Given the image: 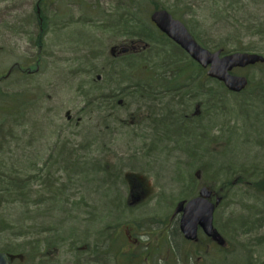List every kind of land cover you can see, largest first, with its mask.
Segmentation results:
<instances>
[{
	"label": "rangeland",
	"instance_id": "obj_1",
	"mask_svg": "<svg viewBox=\"0 0 264 264\" xmlns=\"http://www.w3.org/2000/svg\"><path fill=\"white\" fill-rule=\"evenodd\" d=\"M39 2L49 18L43 28L36 18ZM72 2L76 5L69 7L68 0H0V77L17 70V64L36 70L40 62L31 76L13 71L0 82V91L27 93L30 88L33 98L20 118L0 119V174L29 178L21 201L0 204V252L8 250L24 261L31 256L35 264L127 263L122 251L116 261L114 256L124 234L126 240L141 238L155 248L165 230L153 224L167 220L184 200L190 192H183L186 184L199 183L221 198L215 225L228 251L219 256L220 263L264 264V66L235 71L253 79L244 94L207 85L216 95H204L202 127L193 139L157 136L145 106L148 97H116L111 101L116 111L108 112L105 94L134 86L139 79L152 83L160 71L156 66L177 58L165 60L161 51L178 57L181 51L166 43L158 46L160 53L153 50L159 56L143 55L140 49L139 56L119 55L121 49L141 45L125 36L122 25L104 28L110 19L116 25L123 13L136 16L135 7L159 6L183 21L203 48L214 52L222 46L236 53L252 44L264 48V3ZM125 7L131 11H123ZM57 10L64 16H54ZM147 61L155 68L142 66ZM182 64L172 69L181 70L182 77L199 75L190 63ZM51 196L53 204L34 202ZM111 235L115 245L104 255L103 242ZM47 252L50 257L44 259ZM141 259L144 264L151 260L149 252Z\"/></svg>",
	"mask_w": 264,
	"mask_h": 264
},
{
	"label": "trees",
	"instance_id": "obj_2",
	"mask_svg": "<svg viewBox=\"0 0 264 264\" xmlns=\"http://www.w3.org/2000/svg\"><path fill=\"white\" fill-rule=\"evenodd\" d=\"M40 1L41 3H46L48 0H40ZM255 1L264 3V0H255ZM39 5L41 6L40 7L41 13L38 14V11H36V18L38 21V25L40 24V26H42L43 28L44 25L47 24L45 22L46 21L48 22L49 18L47 17L46 14L43 15V13H45L44 11L46 10V5L44 4L41 5L40 2ZM148 8H150V6H146V5L140 7V9L138 8L139 10L135 7L136 16H133L129 12L123 13V15H120L114 21L116 25L111 24L112 19H110L107 26H104V28L108 30H114L115 26L118 28V26L122 25L123 30L126 32L125 36L131 39H135V42L141 45L140 48L137 47L136 48L138 49V51L140 49L143 55L148 54V56H152V57L159 56L157 54L154 56L152 54L153 50L156 49L160 53V51L157 49L158 46L166 47V43H170L174 46L175 49L178 48L181 51L179 55L182 54V56L178 57L173 52L171 53V55H167L166 53H163V51L165 50H162L160 54L165 57L164 58L165 60L172 61L173 59H175V57H177L176 61L173 64H169L167 66L165 64V61H162L161 67H157L156 65H154L152 61L151 63L147 61L148 63L142 64V66L151 67L152 69L155 68V66L156 69L160 68V71H157L158 73H156V75L154 76L152 83L146 82V81H150L149 79L148 80L139 79L137 80V83L134 86L131 87L127 86L124 89L118 90L116 93L114 92V93L105 94V101H106L105 111L108 112L116 111V108L112 105L111 101L109 100V102H107V99L110 98L115 99L116 97L117 98L122 96L125 97V95H127V97H136L138 98V100H140L148 97L150 101L145 103V106H147V110L149 111V121L150 124H152L151 127L157 136H163V137L187 136V137H192L191 139H193L194 136L198 135L202 127L201 109L203 108V106H207V104L203 101V98L205 97L204 95H209V96L216 95L212 88L208 89L207 85L214 83L217 84L220 88H223L224 86L218 83L217 81L208 78L206 76L205 70H203L197 63L191 60L188 57V55L183 50H181V48H179L165 35H163L151 22L150 14L152 13V11L154 12L160 9H164V7L154 6L153 8L147 10ZM124 9L125 10L123 11L129 10L128 7H125ZM39 16H41L42 18V23L39 22ZM54 16L58 17L59 14L58 15L55 14ZM174 17L177 18L176 15ZM261 27H264V24H261ZM219 49H223L226 53L230 51L223 48L222 46L217 48L216 50ZM138 51L130 50L129 53L124 55H126V57L136 56V55L139 56ZM235 51L258 52V53L260 52L264 54L263 47L257 48L253 44L252 46L247 45L245 47L243 46L238 47ZM112 55L113 58H118L119 56V55H114L113 53ZM148 56H147V60H149ZM157 58L160 57H156V59ZM182 63H188V64L190 63L191 66L196 67L198 69L199 75L197 76L189 75L187 77H182L178 73L181 70H176L174 68L172 69V66L174 67L177 64H178L177 66H182L183 65ZM39 65L40 62L37 64V67ZM257 66H264V64H260ZM24 68H27L25 70V73H23L19 69L12 71L25 74L24 77L31 76V74L27 72L28 70H30V67L25 66ZM249 82H250L249 83V87H250V85L253 83V79L250 80ZM218 86L217 88H219ZM248 88L241 94L246 93L248 91ZM29 93H30V88L28 89L27 93L22 91L14 94H9L0 91V119L2 117V120L4 121L10 117L20 118L21 115L25 114V110L27 109V106L30 105L33 100V98L30 97ZM113 96L115 97L113 98ZM209 99H207L206 102H208ZM123 101L125 102V100ZM110 108H112V110H110ZM198 109L199 112H197ZM0 133H1V127H0ZM191 158L193 159V156H191ZM11 175L0 174V204H4L10 201L11 203L12 201L13 202L21 201V198L23 197L22 195H24L26 189H28L29 187V181H28L29 178L26 177L20 178V176L14 177ZM186 186L184 189L182 185V189H184L183 192H186L188 188L192 189L191 184L189 185L186 184ZM53 197L54 196H51L48 200H44V201L38 200L34 202L41 204H45L48 202L49 204H53L52 203ZM23 202H24V198H23ZM247 235H249V233H247ZM106 241L112 243L116 242L115 238H113L112 235L111 237L109 236L106 239ZM118 241L120 242L119 239ZM3 251L13 258L19 259L20 264H35L34 261L30 260L31 256L25 258L24 261L20 257L13 256L8 250H3ZM121 251H122V244L120 243L117 252L119 253ZM225 251H228V249L222 248L219 256L221 254L224 255V253H226ZM42 257H44V259L50 257L49 252H47L45 255H42ZM13 264H18L15 259L13 260ZM39 264H50V263L41 260V263ZM138 264H144V262L141 261Z\"/></svg>",
	"mask_w": 264,
	"mask_h": 264
},
{
	"label": "water",
	"instance_id": "obj_3",
	"mask_svg": "<svg viewBox=\"0 0 264 264\" xmlns=\"http://www.w3.org/2000/svg\"><path fill=\"white\" fill-rule=\"evenodd\" d=\"M151 22L160 32L183 49L193 61L205 69L209 78L223 83L231 93L239 94L249 85L248 78L234 74L235 70L264 63V56L258 53L224 54L223 50L211 52L204 49L190 34L185 24L175 19L167 10L155 11L151 15ZM130 50L135 51L136 47L122 49L120 53H127ZM211 194L210 190L204 187L199 197L188 202L184 208L181 230L187 239L196 240L198 228H202L209 236L216 235L217 238H221L214 230V211L216 205L221 202V198L212 203ZM183 205L184 203L180 204L179 210ZM13 260V257L0 252V264H12Z\"/></svg>",
	"mask_w": 264,
	"mask_h": 264
},
{
	"label": "flooded vegetation",
	"instance_id": "obj_4",
	"mask_svg": "<svg viewBox=\"0 0 264 264\" xmlns=\"http://www.w3.org/2000/svg\"><path fill=\"white\" fill-rule=\"evenodd\" d=\"M61 0H57V2H60ZM73 0H68L67 6H71L73 3L76 5ZM38 14H40V9L37 8ZM59 14V17H63L64 14L61 12V10H57ZM39 22L42 23V18L39 16ZM116 51L113 52L115 54ZM117 55V54H116ZM115 96H113L114 98ZM114 100V99H107V102ZM118 105H123L121 101H118ZM198 108V107H197ZM200 108V107H199ZM197 110V109H195ZM199 112V109L198 111ZM108 131V127L106 129ZM139 180V178L135 177L134 180ZM187 187V186H186ZM206 186L203 184L197 183V186L195 184V187L193 186L192 189L188 188L186 193V196L184 200L180 201L177 205H175L174 209L172 210L171 215L167 217V220L165 221H157L155 224H153L154 228H163L165 230V233H163L162 236L158 239L157 246L154 248V243L147 242L146 244H143L141 238L133 237L132 240H126V235L124 234V240L122 241V252L124 257L127 260V263L123 264H138L141 262V257L143 254H145V251L149 252L151 260L145 261L146 264H152V259H154V262L164 260L165 264H187L188 262H192L195 260L197 264H220V258L219 254L222 248L228 249L226 240L223 238H217L216 235H207L202 228H198L197 230V239L196 240H189L185 237L184 233L181 230V219L184 214V208L193 199H196L200 195V191ZM193 190V191H192ZM211 194L210 201L212 203H215L217 199H220L213 190L209 189ZM194 192V193H193ZM132 197V196H131ZM181 203H184L183 207L179 210V206ZM214 211V230H216L218 233H220V229L216 228L215 225V212L216 209L219 207V205H216ZM177 218L176 224H173V220ZM166 223L160 225L159 223ZM151 227V230L154 228ZM118 228V227H117ZM159 230V229H158ZM155 233H147V234H153ZM221 236V233L218 234ZM168 239V240H167ZM103 244L106 247V253L104 255H108L110 250V247L114 245L115 243L104 241ZM131 245V246H129ZM196 248L195 251H186L184 250V246ZM108 246V247H107ZM103 247V246H102ZM104 248V247H103ZM193 250V249H192ZM152 253V255H151ZM118 252L114 254L115 261H116V255ZM103 264H109L107 261H104Z\"/></svg>",
	"mask_w": 264,
	"mask_h": 264
}]
</instances>
